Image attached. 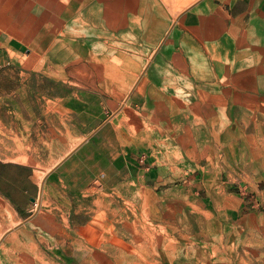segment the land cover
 I'll return each instance as SVG.
<instances>
[{"label":"rangeland","instance_id":"obj_1","mask_svg":"<svg viewBox=\"0 0 264 264\" xmlns=\"http://www.w3.org/2000/svg\"><path fill=\"white\" fill-rule=\"evenodd\" d=\"M196 1L0 0V155L26 152L41 189L31 214L54 215L37 262L264 264V95L248 107L166 95V33ZM68 118L74 143L61 138ZM129 152L134 169L114 162ZM16 226L0 225V243Z\"/></svg>","mask_w":264,"mask_h":264},{"label":"crops","instance_id":"obj_2","mask_svg":"<svg viewBox=\"0 0 264 264\" xmlns=\"http://www.w3.org/2000/svg\"><path fill=\"white\" fill-rule=\"evenodd\" d=\"M63 12L68 16L72 14H69L72 12L69 7ZM1 14H5V11H0ZM6 14L10 16V11ZM172 20L168 16L166 24ZM223 78H227L231 85L222 92L218 89V80ZM127 79L123 78L122 82L117 83L118 90L126 89ZM213 81H216L215 85ZM172 85L176 88L175 92L187 91L192 96L206 91L218 97L239 96L243 99L244 107H248L249 98L264 95V0H198L178 14L166 33V95L174 94L169 88ZM135 94L134 91L130 92L125 104H132ZM72 98L69 95L60 98L63 99V111L66 113L73 112ZM81 102L89 105L90 99ZM87 110V118L90 119L89 108ZM66 120V131L60 132L61 138L64 140L66 137L67 143L70 138L74 143V121L72 118ZM86 141L82 142V148ZM37 142L35 139L34 143ZM74 152L46 156L45 159L56 156L58 161L49 175L58 170L67 171L66 168L74 160ZM3 155L4 158L0 155V225L14 221L17 226L0 243V264H41L37 262L40 252L37 237L41 233L52 232L54 222L51 218L54 215L41 211L31 214L30 203L41 189L40 182L36 180V167L22 161L28 157L26 152ZM125 155H129V160L124 156L121 159L114 157V162H124L134 169L135 154L129 152ZM102 168L106 169V163L102 164ZM153 174V169L145 173L150 179ZM46 190L45 180L41 203ZM29 219L31 222L27 223Z\"/></svg>","mask_w":264,"mask_h":264},{"label":"bare ground","instance_id":"obj_3","mask_svg":"<svg viewBox=\"0 0 264 264\" xmlns=\"http://www.w3.org/2000/svg\"><path fill=\"white\" fill-rule=\"evenodd\" d=\"M168 2H169V0H168ZM177 2V1H176ZM93 3V2H92ZM163 3V2H162ZM170 4V3H169ZM80 5V4H79ZM162 5V4H161ZM176 5V4H175ZM181 5V4H180ZM165 6V5H164ZM178 7H179V5H177ZM173 7H175V6H173ZM215 7V6H214ZM106 8V7H105ZM169 9H171V7L169 6L168 7ZM177 8V7H176ZM181 8H182V6H181ZM219 8V7H218ZM69 9H71V8H69ZM167 9V8H166ZM174 9V8H173ZM220 9V8H219ZM172 10V9H171ZM175 10V9H174ZM119 11V10H118ZM121 11V10H120ZM216 11H217V8H216ZM212 12H214V11H212ZM117 13V12H116ZM214 13H218V12H214ZM217 17V16H216ZM218 17H219V15H218ZM92 18V17H91ZM113 19V18H112ZM117 21V20H116ZM214 20H212V22H213ZM90 22V21H89ZM204 23V22H203ZM216 23V22H215ZM77 24V23H76ZM91 24V23H90ZM103 25V24H102ZM114 25V24H113ZM95 26H97V25H95ZM101 28H103V27H101ZM108 29V28H107ZM76 30V29H75ZM61 34V33H60ZM123 34V33H122ZM111 35V34H110ZM117 35V34H116ZM119 36V35H118ZM108 38V37H107ZM139 40V39H138ZM141 40V39H140ZM105 42V41H104ZM93 43V42H92ZM249 47V46H248ZM246 48V47H245ZM90 58V57H89ZM87 60V59H86ZM52 64V63H51ZM80 66V65H79ZM43 70V69H42ZM65 71V70H64ZM39 72V71H38ZM52 72V71H51ZM54 73V72H53ZM66 74V73H65ZM84 77V76H83ZM38 83V82H37ZM40 83V82H39ZM151 132V131H150Z\"/></svg>","mask_w":264,"mask_h":264},{"label":"water","instance_id":"obj_4","mask_svg":"<svg viewBox=\"0 0 264 264\" xmlns=\"http://www.w3.org/2000/svg\"><path fill=\"white\" fill-rule=\"evenodd\" d=\"M32 200H34V199L32 198Z\"/></svg>","mask_w":264,"mask_h":264}]
</instances>
